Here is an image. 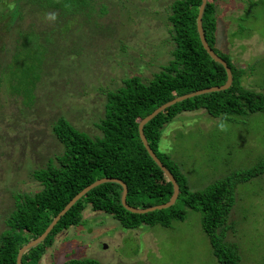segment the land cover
I'll return each instance as SVG.
<instances>
[{"label": "rangeland", "instance_id": "374dc122", "mask_svg": "<svg viewBox=\"0 0 264 264\" xmlns=\"http://www.w3.org/2000/svg\"><path fill=\"white\" fill-rule=\"evenodd\" d=\"M88 1V12L70 18L84 21L76 22L70 46L60 42L54 47L33 90V103L11 89L20 71L9 52L0 51L1 65L8 62L0 70V233L8 228L14 196L39 189L33 168L61 150L51 131L57 116L92 136L100 135L106 91L121 86L127 76L145 81L171 57L172 0H87V5ZM215 1V47L243 68L240 81L245 88L262 91L264 0ZM1 2L0 9L11 0ZM30 16L41 21L39 14ZM0 34L10 40L8 34ZM158 144L180 164L189 187L202 189L264 159V111L226 116H211L203 108L183 111L162 126ZM181 203L179 199L176 204ZM233 207L225 238L235 242L238 264H264V173L236 185ZM200 219V211L188 208L185 218L170 226L128 228L110 214L86 207L81 223L58 233L40 263L91 257L103 264H220Z\"/></svg>", "mask_w": 264, "mask_h": 264}, {"label": "trees", "instance_id": "16d2710c", "mask_svg": "<svg viewBox=\"0 0 264 264\" xmlns=\"http://www.w3.org/2000/svg\"><path fill=\"white\" fill-rule=\"evenodd\" d=\"M200 3L201 0L171 1L168 22L174 46L170 59L145 81L138 75L127 76L121 86L106 91L98 124L100 135L92 136L75 127L63 115L52 122L51 131L61 150L33 168L32 176L40 185L38 190L14 196V207L6 219L8 228L0 233V264H16L18 249L41 234L74 194L100 177L123 180L127 185L126 203L131 206L147 207L169 199L172 183L145 149L139 137L138 121L177 95L225 82V68L209 56L198 36L196 16ZM90 4L87 5V0H11L0 9V33L10 36L7 41L0 34V51L9 52L13 65L21 72L20 82L11 81L10 87L25 96L24 101L34 102L33 90L54 47L60 42L70 46V41L75 39L76 22L84 23L83 20L72 22L71 16L76 14L77 18L82 10L88 12ZM31 12L40 15L42 24L30 19ZM215 14L216 1L207 0L202 27L209 46L232 71L230 86L171 104L143 126L150 147L178 183L176 201L165 208L135 213L119 202V183H100L75 200L45 238L22 254L21 264H41V257L55 236L79 225L86 207L106 212L128 228L154 223L170 226L172 221L184 219L188 208L198 210L201 227L219 263L238 264L237 246L225 238L227 218L235 204L236 185L264 173V159L250 168L232 170L202 189H191L180 164L161 151L158 144L162 126L183 111L203 108L211 116L264 111V89L245 88L240 81L243 68L235 66L226 52L215 47ZM27 16L29 21L24 23ZM7 63L3 62L2 66L0 62V70ZM179 199L181 207L176 204ZM61 264L103 263L91 257H68Z\"/></svg>", "mask_w": 264, "mask_h": 264}, {"label": "water", "instance_id": "95a60500", "mask_svg": "<svg viewBox=\"0 0 264 264\" xmlns=\"http://www.w3.org/2000/svg\"><path fill=\"white\" fill-rule=\"evenodd\" d=\"M206 2H207V0H201V3L199 5V7H198V12H197V16H196V28H197L198 36H199V39L201 41V44H202L203 48L206 50V52L209 54V56L214 61L219 62L225 68V71H226V80H225V82L223 84H221V85H212V86H209V87H205V88L193 90V91L181 94V95H177V96L171 98L170 100L160 104L155 109H153L150 113H148L147 115H145L144 117H142L138 121V133H139V137H140L145 149L147 150L148 154L152 157V159L156 162V164L161 168V170L163 171V173L165 174L167 179L172 183L173 190H172V193H171L169 199L166 202L157 203L155 205H150V206H147V207L131 206L128 203H126L127 185L125 184V182L123 180H121L119 178H116V177H108V176L100 177V178L94 180L93 182H91L90 184L86 185L85 187H83L76 194H74L68 200V202L64 205V207L51 219V221L48 223V225L45 227V229L42 231L41 234H39L38 236L30 239L28 242L23 244L18 249L17 255H16V264H21L22 254L26 250H28L30 247L38 244L39 242H41L45 238V236L52 229V227L55 225V223L58 221V219L70 208V206L72 204H74L75 200L79 199L89 189H91L92 187H94V186H96V185H98L100 183L108 182V181L119 183L121 185V195H120L119 202L127 210H129L131 212H135V213H143V212L151 211V210H154V209L165 208V207L170 206L172 203H174L176 201L178 193H179L178 183L176 182V179L174 178L172 173L160 161V159L157 157V155L155 154L153 149L150 147V145H149V143H148V141H147V139H146V137L144 135L143 126L148 120H150L157 113L161 112L162 110H164L166 107H168L171 104H174V103H176L178 101H181V100H183L185 98L192 97L194 95H198V94H202V93H206V92H211V91H219V90H223L225 88H228L230 86V84L232 82V71H231L230 67L227 65L226 61L221 56H219L209 46V44H208V42H207V40L205 38L204 30H203V27H202V14H203Z\"/></svg>", "mask_w": 264, "mask_h": 264}, {"label": "crops", "instance_id": "0c3cea01", "mask_svg": "<svg viewBox=\"0 0 264 264\" xmlns=\"http://www.w3.org/2000/svg\"><path fill=\"white\" fill-rule=\"evenodd\" d=\"M233 210H234V207L231 209V213H233ZM228 218H229V217H228ZM232 222H233V221H232ZM232 222H231V223H232Z\"/></svg>", "mask_w": 264, "mask_h": 264}]
</instances>
